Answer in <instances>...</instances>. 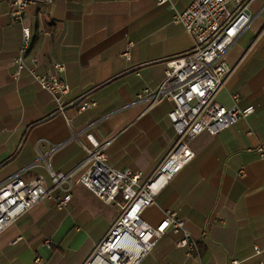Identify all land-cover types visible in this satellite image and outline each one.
I'll list each match as a JSON object with an SVG mask.
<instances>
[{
	"label": "crops",
	"instance_id": "obj_1",
	"mask_svg": "<svg viewBox=\"0 0 264 264\" xmlns=\"http://www.w3.org/2000/svg\"><path fill=\"white\" fill-rule=\"evenodd\" d=\"M157 1L43 0L17 22L11 0H0L1 179L41 175L49 187L50 170L67 172L84 158L80 143L88 144V133L107 143L110 167L139 169L144 177L153 172L176 137L167 117L173 103L148 107L135 95L156 89L166 62L193 47L173 16L194 0ZM250 14L251 26L225 54L233 71L215 100L226 108L252 105L254 112L216 135L193 138L192 160L142 212L144 221L158 225L166 209L176 210L198 240L197 252L187 257L175 246L179 234L167 230L141 264H264V159L258 152L264 150V0H253ZM24 26L38 73L64 64L69 92L62 112L27 69L15 74ZM82 98L95 106L78 112ZM70 192L65 209L41 200L0 233V264L85 262L118 209L79 184Z\"/></svg>",
	"mask_w": 264,
	"mask_h": 264
},
{
	"label": "built area",
	"instance_id": "obj_2",
	"mask_svg": "<svg viewBox=\"0 0 264 264\" xmlns=\"http://www.w3.org/2000/svg\"><path fill=\"white\" fill-rule=\"evenodd\" d=\"M42 1L11 0V18L22 21L26 9ZM166 2L169 0L157 1L158 4ZM252 2L194 0L175 12L173 21L193 38V47L187 54L166 62L164 78L156 89L144 88L135 95L136 103H146L148 107L164 99L173 103L167 117L175 131V140L148 177H144L139 169L110 167L104 153L107 143H99L88 133V144L80 143L84 158L67 172L50 170L49 187L41 175L29 179L20 174L0 178V233L41 200L53 203L59 210L65 209L73 185L79 184L104 204L118 209L109 231L83 264H141L167 230L179 234L175 246L186 249L187 257L191 252H197L198 240L189 234L185 220L176 210L166 209L158 225L144 221L142 212L155 203L163 187L192 160L194 151L190 141L193 138L203 132L216 135L254 112L252 105L238 107L234 104L226 108L215 100L218 90L233 71L225 54L253 22ZM21 31V47L13 59L17 66L15 74L27 69L33 80L51 95L56 109L62 112L65 108L62 98L69 92V85L61 77L64 64L55 62L51 71L38 73L37 59L28 55L31 31L26 26ZM127 54L123 53L124 56ZM233 98L236 99V95ZM93 106L95 101L82 98L77 111ZM58 147L53 146V149ZM258 152L264 159V150L259 148ZM45 243L49 245L50 240ZM35 261L39 262L40 258ZM230 264L238 262L234 260Z\"/></svg>",
	"mask_w": 264,
	"mask_h": 264
},
{
	"label": "rangeland",
	"instance_id": "obj_3",
	"mask_svg": "<svg viewBox=\"0 0 264 264\" xmlns=\"http://www.w3.org/2000/svg\"><path fill=\"white\" fill-rule=\"evenodd\" d=\"M117 215H118V211H116L115 218L117 217ZM115 218H114V219H115Z\"/></svg>",
	"mask_w": 264,
	"mask_h": 264
}]
</instances>
